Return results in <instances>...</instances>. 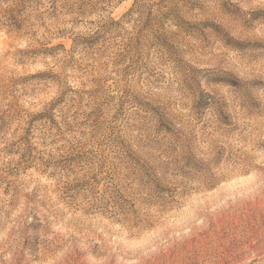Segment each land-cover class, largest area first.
I'll return each mask as SVG.
<instances>
[{
    "label": "rangeland",
    "instance_id": "374dc122",
    "mask_svg": "<svg viewBox=\"0 0 264 264\" xmlns=\"http://www.w3.org/2000/svg\"><path fill=\"white\" fill-rule=\"evenodd\" d=\"M133 3L0 30V264H264V0Z\"/></svg>",
    "mask_w": 264,
    "mask_h": 264
},
{
    "label": "trees",
    "instance_id": "16d2710c",
    "mask_svg": "<svg viewBox=\"0 0 264 264\" xmlns=\"http://www.w3.org/2000/svg\"><path fill=\"white\" fill-rule=\"evenodd\" d=\"M115 1L118 0H0V30L34 36L39 27L45 26L47 19L73 13L75 7L79 11L78 14L89 15L92 10L88 12L87 7L95 9L99 4L109 6ZM144 1L134 0L133 6L127 12V15L133 14L139 8L141 9L144 6ZM170 11L176 13L173 8H170ZM112 23L118 24L114 20H112ZM109 29V25L101 23L94 35L76 38L74 44L75 46L81 44L88 49L94 48L100 43L102 36L108 33ZM58 46L63 45L59 44L56 48ZM65 99L66 96L62 94L50 104L47 112H52ZM44 114L46 116L48 113Z\"/></svg>",
    "mask_w": 264,
    "mask_h": 264
}]
</instances>
